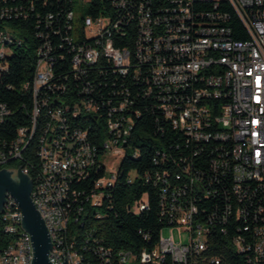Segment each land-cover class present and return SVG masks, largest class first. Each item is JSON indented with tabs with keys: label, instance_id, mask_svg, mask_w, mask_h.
<instances>
[{
	"label": "built area",
	"instance_id": "built-area-1",
	"mask_svg": "<svg viewBox=\"0 0 264 264\" xmlns=\"http://www.w3.org/2000/svg\"><path fill=\"white\" fill-rule=\"evenodd\" d=\"M110 4L111 15L85 16L87 30L80 41L73 10L65 14L64 36L57 43L49 32H37L47 50L37 48L28 81L32 120L16 128L18 141L0 148V169H7L9 163L25 160L35 140V163L17 168L34 179L45 226L56 220L48 259L57 264L66 257L68 264H77L72 255L75 223L83 224L85 205L101 206L115 184L117 171L102 192L93 193L99 163L125 153L142 90L185 138L176 156L157 151V176L144 174L161 190L159 211L166 225L150 248L112 252L97 244L94 254L102 264H219L209 246L222 248L228 242L249 264H264V232H258V225H264V0ZM227 7L242 25L245 39L232 36ZM29 8H34L31 0L25 5L10 0L0 6V17L25 19ZM51 18L48 14L43 22L49 25ZM109 24H117V32L103 35V26ZM128 29L134 31L132 47L115 45ZM52 33L60 38L59 30ZM3 41L11 43L12 37L0 31V71L7 70L4 56L10 52ZM126 79L138 87L135 92L127 88ZM83 113L97 115L104 126L98 152H90L92 127L83 121ZM8 114L0 103V124ZM90 157H98V165H90ZM129 174L128 182L137 177L135 170ZM89 178L92 183L85 188ZM207 182H214V190H207ZM147 206L143 194L129 209L138 214ZM65 212H72V219H65ZM0 218V227L10 236L0 250V264H30V235L17 225L13 205H4ZM239 222H247V229H239ZM164 229L169 230L167 236ZM236 234H245V241H236ZM227 236L226 243H213L214 237Z\"/></svg>",
	"mask_w": 264,
	"mask_h": 264
},
{
	"label": "trees",
	"instance_id": "trees-1",
	"mask_svg": "<svg viewBox=\"0 0 264 264\" xmlns=\"http://www.w3.org/2000/svg\"><path fill=\"white\" fill-rule=\"evenodd\" d=\"M0 0V6L10 3V0ZM23 5L30 0H15ZM34 8L27 9V17H0V31L7 32L12 37V42L3 41V48H10V52L5 54L4 60L7 70L0 71V103L9 109L6 119L0 124V148H5L11 141L18 140L16 128L19 126H29L32 120V95L29 90V82L34 74L37 48L47 50V42L41 41L37 32H49L54 43L60 41L64 36L63 24L65 14L73 10L75 30L79 34V40L83 39L85 16L96 17L99 14L111 15L114 7L110 0H31ZM45 2V3H44ZM13 4V3H12ZM231 15L230 24L234 29L232 36L235 39L243 40L246 33L238 19L227 7ZM52 14L51 23H44L43 19ZM38 17V18H37ZM42 19V25L40 20ZM39 20V23H37ZM105 25L104 27H109ZM59 30L60 38L55 36L52 31ZM129 34L125 39L117 40L115 45L132 47L134 31L128 29ZM236 31V32H235ZM112 32H117L112 29ZM54 37V38H53ZM66 46V44H64ZM66 62H69L70 54L64 51ZM1 61V60H0ZM127 88L135 92L138 87L130 79H126ZM139 83L138 85H140ZM141 95L138 98L139 115L133 116L134 125L127 138L125 153L117 169V179L112 187L107 190L109 195L104 199L101 206L92 207L85 205L84 220L82 223H75V236L77 253L81 264H102L94 254L93 247L97 244L109 248L112 252L127 249L139 252L143 247H152L158 239V232L166 223L160 216L159 201L161 190L147 182L144 178L145 173L149 176H157L158 154L157 151L170 152L176 156L178 148L184 145V134L174 130L172 126L163 118V115L156 109L154 102ZM129 114L132 111L129 110ZM83 121L89 122L92 127L90 134V148L98 152L99 144H104V126L101 119L92 113H83ZM35 140H32L26 149L25 160L11 162L14 165H29L35 163L34 154ZM94 161L90 165H98V157H93ZM29 161V162H27ZM135 170L137 177L128 182L129 172ZM105 170L99 163V175L94 179L93 193H100L105 189L108 180L104 178ZM34 180V179H32ZM92 183V178L87 179L84 187L88 188ZM99 183V184H98ZM207 190H214V182H207ZM147 195L148 206L138 214H134L129 206L135 200ZM15 209V208H14ZM100 216L96 217L95 214ZM72 219V213L69 215ZM1 226V218H0ZM239 229H247V222H239ZM147 235V238L144 235ZM245 241V234H236ZM227 237H214L215 245L221 241H228ZM10 241V236L6 235L0 227V250ZM85 245V248H82ZM223 249V250H221ZM209 254L221 258L222 264H249L244 254L238 253L226 246H209Z\"/></svg>",
	"mask_w": 264,
	"mask_h": 264
},
{
	"label": "water",
	"instance_id": "water-1",
	"mask_svg": "<svg viewBox=\"0 0 264 264\" xmlns=\"http://www.w3.org/2000/svg\"><path fill=\"white\" fill-rule=\"evenodd\" d=\"M32 180L20 169H0V210L8 192L21 209L23 228L29 233L32 258L30 264H52L48 259L51 241L45 223L31 199ZM62 264H68L66 257Z\"/></svg>",
	"mask_w": 264,
	"mask_h": 264
},
{
	"label": "bare ground",
	"instance_id": "bare-ground-1",
	"mask_svg": "<svg viewBox=\"0 0 264 264\" xmlns=\"http://www.w3.org/2000/svg\"><path fill=\"white\" fill-rule=\"evenodd\" d=\"M83 21H84V23H83L84 29L87 30V18L84 17ZM116 28H117V24H111L109 27L108 26L107 27L103 26V35H110L111 30L112 29H116ZM90 152H95V151L90 148ZM93 161H94L93 157H90V164H92ZM101 165L103 166V163H101ZM104 170L106 171V168H104ZM108 181H109V179H108ZM30 196H31V199L33 201V204L35 205L36 209L39 211V213H40V215H41V217H42V219H43V221L45 223V215L42 214L40 204H38L37 192H35V182H34V180H32V190H31ZM7 204L13 205V209L15 208L14 209V218L17 219V225H20V228L24 229L23 226H22L20 206L17 203V201L10 195V193H5V201L2 204V207H4V205H7ZM71 213L72 212H65V219H69V215ZM53 227H56V220H48V226H46V228H47L49 236H53ZM258 232H264V225H258ZM236 241H243V240L240 237H236ZM72 255H73V258H76L77 264H81L80 257H79V255L77 253L76 242H75V245H73V248H72ZM218 261H219V264H222L221 258H218ZM62 262L63 261H57V264H62Z\"/></svg>",
	"mask_w": 264,
	"mask_h": 264
},
{
	"label": "rangeland",
	"instance_id": "rangeland-1",
	"mask_svg": "<svg viewBox=\"0 0 264 264\" xmlns=\"http://www.w3.org/2000/svg\"><path fill=\"white\" fill-rule=\"evenodd\" d=\"M120 155V154H119ZM113 155V156H108L104 159L103 163V167L106 168L105 171V180L110 179L111 174L115 173L119 167L120 161L122 159V155ZM7 169H18L16 165L14 164H10V165H6ZM163 236H167L169 234V230L168 229H164L162 232ZM173 234H174V238L176 240H178V231L177 230H173ZM182 239L186 240L187 239V233L182 232Z\"/></svg>",
	"mask_w": 264,
	"mask_h": 264
}]
</instances>
